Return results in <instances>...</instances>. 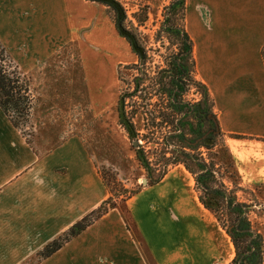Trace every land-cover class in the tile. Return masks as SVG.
<instances>
[{
	"label": "crops",
	"instance_id": "1",
	"mask_svg": "<svg viewBox=\"0 0 264 264\" xmlns=\"http://www.w3.org/2000/svg\"><path fill=\"white\" fill-rule=\"evenodd\" d=\"M184 20L193 42L196 77L208 89L220 137L241 185H264V0H185ZM114 34L123 39L106 7L99 3L0 0V42L16 65L27 72L45 68V63L72 42L101 49L105 39ZM131 54L134 63L136 57ZM95 81L84 80L88 95L89 88L106 82ZM46 130L38 132L30 145L0 110V264H26L36 258L48 243L108 197L80 139H60ZM53 137L59 139L53 143ZM146 193L140 192L125 203L127 220L118 215L125 238L119 234L111 244H128L129 252H119V259L139 256L144 264H148L146 259L160 264L134 220L137 206L149 210ZM108 217H101L47 260L78 240L83 244L95 238L101 244L102 234L110 229L104 225ZM110 218L114 222L109 232L120 230L116 216ZM157 230L165 234L161 228ZM136 234L145 244L144 255L136 251L140 244L135 241Z\"/></svg>",
	"mask_w": 264,
	"mask_h": 264
},
{
	"label": "rangeland",
	"instance_id": "2",
	"mask_svg": "<svg viewBox=\"0 0 264 264\" xmlns=\"http://www.w3.org/2000/svg\"><path fill=\"white\" fill-rule=\"evenodd\" d=\"M116 1L124 10L125 28L137 36L149 54L144 71H124V78L126 82H131L132 77L142 76L144 72L151 77L159 66L165 65L164 61L168 60V56L179 50V46L174 45L173 37L159 32L165 19V10L173 0ZM106 11L113 22V11L108 7ZM178 19L179 13L175 16V24L176 21L179 22ZM104 42L106 45L101 49L83 45L84 42H72L64 47L63 52L45 63V68L39 67L29 72L20 69L11 57V63L7 61L9 65L16 66L22 79L28 81L31 105L28 119L20 126L23 136L32 144L37 139L38 132L45 133L49 129L51 133L59 135L60 139L72 136L79 138L86 146L98 172L105 178L108 192L106 199L112 198L117 209L108 211L109 217L104 225L111 229L114 219L110 217L116 216V221L123 228H113L112 232L106 229L102 234L104 238L100 241L101 244H97L95 238H89L90 242L83 244L82 240H78L54 258L40 260L39 263V258L36 257L26 264H144L139 256H134L133 260L127 258L125 261L117 257L119 252H129L128 244H111L119 234L125 238L126 232L118 215L127 220L125 203L140 192H147L145 196L149 200V210L144 205L137 206L133 210L134 220L143 240L159 256L160 264H229L234 257V250L226 230L234 228L235 210L225 207V201L219 205L217 215L205 209L198 199L202 192L198 190L195 178L181 164L169 165L158 184L163 182L158 187L149 185L148 172L137 162L128 136L118 125L114 108L118 90L124 88L123 91H130V88L119 85L118 67L130 64L133 55L126 41L115 34ZM78 44L83 45L82 52ZM88 78L95 79L96 83L104 80L106 82L97 88H89L88 95L84 83ZM143 88L144 85L139 89L140 92ZM139 95L142 93L137 94ZM185 98L191 101L200 100V91L191 87ZM158 99L157 96L153 101ZM135 100L140 102V99ZM161 132L153 137L148 134V142L153 141L152 139L160 141L166 130ZM140 134H144V131ZM52 139L54 143L59 138ZM140 139V144L144 145V138ZM206 143L208 148L199 147L193 152L201 156L206 164L212 165V185L222 190L230 202L244 206L243 217L247 219L252 230L263 237L264 242V185H241L230 153L216 129L207 136ZM144 146L150 160H157L160 153L154 145ZM169 155L166 153L165 157ZM156 164L152 166L154 174L161 169ZM215 217H219L220 221H216ZM134 227L136 228L135 225ZM157 228H161L165 234L161 235ZM134 237L140 243L136 251H141L144 255V242L138 234ZM102 247L105 250L102 251ZM146 261L153 264L150 259Z\"/></svg>",
	"mask_w": 264,
	"mask_h": 264
},
{
	"label": "trees",
	"instance_id": "3",
	"mask_svg": "<svg viewBox=\"0 0 264 264\" xmlns=\"http://www.w3.org/2000/svg\"><path fill=\"white\" fill-rule=\"evenodd\" d=\"M87 1L102 4L113 11L114 28L117 34L126 41L137 59L134 63L118 67V83L120 86L130 88V91H123L124 88L119 89L115 111L118 125L128 136L137 162L148 172L149 185L158 184L165 176L169 165H183L195 178L198 190L202 192L198 199L205 209L217 215L219 205L225 201V207H232L235 210L234 228L226 230L234 250V257L229 264H264L263 237L253 231L247 219L243 217L242 208L244 206L230 202L222 190L212 185L214 183L212 165L206 164L201 156L193 152L199 147L208 148L207 136L213 133L214 129L218 134L220 132L208 89L196 78L193 42L184 26L185 0L171 2L165 10V19L159 29V32L173 37L174 45H178L179 50L168 56V60L164 61L165 65L159 66L155 75L150 77L144 72L142 76L132 77L131 82H126L124 76L126 77V73H131L133 70L144 71L143 68L149 58L148 51L145 50L137 36L125 28V13L118 1ZM178 13L179 22L176 21L175 24V16ZM261 57L264 63V48L261 50ZM7 61L11 63L10 55L0 42V110L23 136L20 126L28 119L31 105L28 81L22 79L16 66L9 65ZM143 85L144 88L140 92L139 89ZM191 87L200 91V100H186L185 97ZM138 93L142 95L137 96ZM157 96L159 99L153 101V98ZM135 98L140 99V102H137ZM162 130L166 132L163 133L160 141L152 139L153 141L148 142V134L153 137L155 134L162 133ZM141 131H144V134H140ZM140 137L147 141H144V145H154L159 151L160 156L154 162L150 160L145 146L140 144L142 141ZM26 142L31 145L30 141L26 140ZM133 142H137V146H133ZM166 153L170 155L165 157ZM155 163L161 167L157 174L152 173V166ZM98 174L106 187L105 178L101 173L98 172ZM114 208L113 199H106L62 235L48 243L36 257L39 260L49 258ZM215 218L216 221H220L219 217Z\"/></svg>",
	"mask_w": 264,
	"mask_h": 264
},
{
	"label": "water",
	"instance_id": "4",
	"mask_svg": "<svg viewBox=\"0 0 264 264\" xmlns=\"http://www.w3.org/2000/svg\"><path fill=\"white\" fill-rule=\"evenodd\" d=\"M132 144H133V146H137L138 143L137 142H133ZM145 182L146 181L144 180L143 183H145Z\"/></svg>",
	"mask_w": 264,
	"mask_h": 264
}]
</instances>
